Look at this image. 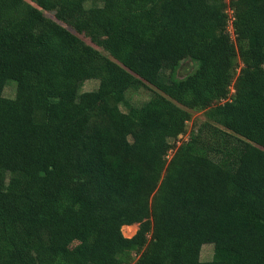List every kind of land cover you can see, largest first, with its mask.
Returning a JSON list of instances; mask_svg holds the SVG:
<instances>
[{
    "label": "trees",
    "instance_id": "obj_1",
    "mask_svg": "<svg viewBox=\"0 0 264 264\" xmlns=\"http://www.w3.org/2000/svg\"><path fill=\"white\" fill-rule=\"evenodd\" d=\"M190 110L208 121L180 141ZM131 250L264 264V0H0V264Z\"/></svg>",
    "mask_w": 264,
    "mask_h": 264
},
{
    "label": "rangeland",
    "instance_id": "obj_2",
    "mask_svg": "<svg viewBox=\"0 0 264 264\" xmlns=\"http://www.w3.org/2000/svg\"><path fill=\"white\" fill-rule=\"evenodd\" d=\"M226 9H227V13L230 15L231 11L228 8H226ZM44 13L47 16L54 18V15L52 12L44 11ZM70 30L73 31V29H70ZM78 35L86 43L91 44L96 49L105 53V49H104L105 38L99 39V41L94 44L88 38L84 37L83 35H81V34H78ZM194 69H195V63L193 61H191L189 58H185L182 61H180V64L178 66L176 73H177L178 77H181L185 74L192 72ZM97 84H98V80H96V79L85 80L82 84L81 90L82 91L93 90L97 87ZM15 86H16L15 81H13V80L7 81V84L5 85V87L3 89V95L13 98L15 96ZM150 89H154V87L151 85H148V84H147V86H139L136 88L129 89L126 92V100H127L128 104L140 105L141 103H143L149 97V95L151 93ZM232 93H233V89H231L229 96H231ZM120 108L123 111H126L127 105L120 104ZM190 112H191V119L186 124V130H185L184 134L179 136L178 139L180 141L188 138V134H189L190 130L196 128L200 123H202L204 121H208V118L204 115L202 110L201 111L190 110ZM170 155H171V153H169V156ZM137 228H138V224L134 223V224H131L127 227H123V228L121 227V231H122V234L124 236L130 237L135 233ZM126 255L130 259L129 264H134L137 257H138V253L135 250H131V251L126 252ZM212 255H213V245L210 243L203 244L201 247L200 259L203 262H206V261L211 260Z\"/></svg>",
    "mask_w": 264,
    "mask_h": 264
}]
</instances>
